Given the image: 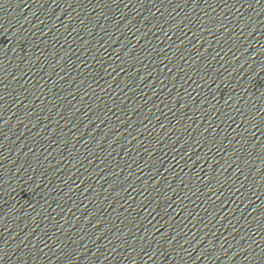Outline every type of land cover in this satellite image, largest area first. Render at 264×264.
<instances>
[{
	"label": "water",
	"instance_id": "1",
	"mask_svg": "<svg viewBox=\"0 0 264 264\" xmlns=\"http://www.w3.org/2000/svg\"><path fill=\"white\" fill-rule=\"evenodd\" d=\"M264 220V0H0V264H225Z\"/></svg>",
	"mask_w": 264,
	"mask_h": 264
}]
</instances>
